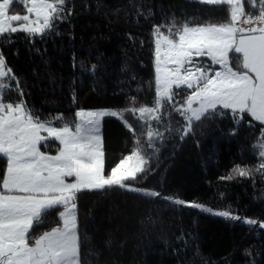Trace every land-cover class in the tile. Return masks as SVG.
I'll return each instance as SVG.
<instances>
[{
	"label": "trees",
	"instance_id": "obj_1",
	"mask_svg": "<svg viewBox=\"0 0 264 264\" xmlns=\"http://www.w3.org/2000/svg\"><path fill=\"white\" fill-rule=\"evenodd\" d=\"M13 7L23 12L21 5ZM61 15L43 36L0 37V54L14 77L4 100L23 99L41 120L63 115L72 122L80 110L153 106V26L163 25L166 32L173 20L220 23L228 12L195 0H66ZM178 91L177 106L187 94ZM159 115V124L151 121L153 131L163 134L153 140L154 149L147 146V125L131 113L126 117L135 134L118 119L103 121L105 174L140 147L148 171L126 183L160 196L119 188L78 193L81 264H264V171L258 170L264 160L256 147L264 126L246 114L238 125L229 113L194 122L188 131L172 105ZM41 150L56 154L55 146ZM237 167L250 176L240 177ZM5 169L0 158V179ZM164 197L256 223L216 217ZM57 222L53 210L32 235Z\"/></svg>",
	"mask_w": 264,
	"mask_h": 264
},
{
	"label": "snow or ice",
	"instance_id": "obj_2",
	"mask_svg": "<svg viewBox=\"0 0 264 264\" xmlns=\"http://www.w3.org/2000/svg\"><path fill=\"white\" fill-rule=\"evenodd\" d=\"M195 2L222 6L228 12L227 19L220 23L185 21L181 25L173 20L166 32L162 31L163 25L153 26V106L80 110L72 122L63 115L41 120L23 99L4 100L11 90L8 81L14 77L0 54V158L6 160L0 179V264H81L76 203L80 192L119 188L160 196L126 183L148 171L149 161L140 147L105 174L101 135L105 117L121 120L135 134V127L126 117L131 113L138 124L147 125V146L153 149V140L163 134L153 131L151 121L160 123L159 113L165 104L172 105L187 123L188 131L194 122L229 113L238 125L246 114L264 126V0ZM246 3L251 11H245ZM17 4L23 7L22 13L14 11ZM65 4L66 0H0V37L16 32L43 36L55 20L63 18ZM202 58L211 63L200 64ZM182 89L187 90L186 98L177 106L174 97ZM42 146H55L56 154L42 151ZM256 147L264 160V128ZM258 170L264 171V163ZM235 172L240 177L251 174L240 167ZM164 199L210 211L197 203ZM53 210L58 213L57 225L34 237L32 233ZM216 214L229 216L228 212Z\"/></svg>",
	"mask_w": 264,
	"mask_h": 264
},
{
	"label": "rangeland",
	"instance_id": "obj_3",
	"mask_svg": "<svg viewBox=\"0 0 264 264\" xmlns=\"http://www.w3.org/2000/svg\"><path fill=\"white\" fill-rule=\"evenodd\" d=\"M199 63L200 64H203V65H209L211 62L207 59V58H202L201 60H199ZM217 69H218V67L219 66H215ZM97 110H114V111H119V110H121V109H97ZM91 111V110H90ZM106 118H115V117H105L102 121H101V135H102V143H103V121L106 119ZM115 119H117V118H115ZM119 120V119H118ZM119 121H121V120H119ZM44 135H46V133H44ZM134 149H136V148H134ZM103 151H104V148H103ZM133 152V151H132ZM131 152V153H132ZM142 152H143V154H144V150H142ZM130 153V154H131ZM129 154V155H130ZM128 156V155H127ZM71 179H73V178H71ZM71 179H69L70 181H71ZM132 186H134V185H132ZM134 187H136V188H138V189H142V190H145V191H151V190H148V189H144V188H141V187H137V186H134ZM201 206H203V208H207V209H209L210 211H203V212H206V213H208V214H211V215H213V216H216V217H221V218H231L232 219V217H238V219H236V220H243L244 222H246L248 219H246V218H242L241 216H239L238 214H236V213H229V216L228 217H225V216H221V215H217L216 213H219V212H224V211H220V210H215V209H213V208H211V207H209V206H205V205H201ZM200 209V208H199ZM201 210V209H200Z\"/></svg>",
	"mask_w": 264,
	"mask_h": 264
},
{
	"label": "built area",
	"instance_id": "obj_4",
	"mask_svg": "<svg viewBox=\"0 0 264 264\" xmlns=\"http://www.w3.org/2000/svg\"><path fill=\"white\" fill-rule=\"evenodd\" d=\"M245 11H246V12H247V11H251V9H250V8H247L246 5H245Z\"/></svg>",
	"mask_w": 264,
	"mask_h": 264
}]
</instances>
